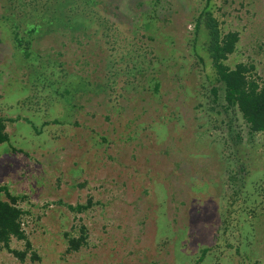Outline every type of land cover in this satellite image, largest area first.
I'll return each instance as SVG.
<instances>
[{
  "label": "rangeland",
  "instance_id": "374dc122",
  "mask_svg": "<svg viewBox=\"0 0 264 264\" xmlns=\"http://www.w3.org/2000/svg\"><path fill=\"white\" fill-rule=\"evenodd\" d=\"M206 1L161 0L169 22L158 32L143 27L138 7L149 11L153 0H133L122 21L96 1L85 36L53 19L57 0H0V117L10 120L0 186L26 196L25 229L39 256L20 262L0 246V264H196L205 247L199 264H264V133L231 140L229 117L201 106L189 38ZM212 1L225 31L240 33L228 63H253L264 81V0ZM80 19L70 23L86 25ZM144 35H158L155 56L174 48L176 59L154 62ZM167 35L176 43L162 45ZM89 198L83 213L57 204ZM82 225L88 244L70 252L64 234Z\"/></svg>",
  "mask_w": 264,
  "mask_h": 264
},
{
  "label": "trees",
  "instance_id": "16d2710c",
  "mask_svg": "<svg viewBox=\"0 0 264 264\" xmlns=\"http://www.w3.org/2000/svg\"><path fill=\"white\" fill-rule=\"evenodd\" d=\"M96 1L100 3L98 6H104L107 17L113 20L122 21L127 17L126 11L132 12L131 2L133 0H57L59 6L58 15L54 16L53 19L59 18V22L65 25L60 27L68 29V32H80L83 30L86 36L89 27L94 22L92 15H96L98 10H101L98 6V10L95 9ZM160 2L161 0H153L154 8L149 11H147L146 7H141V4L138 5L141 10L143 9V27L150 31L156 32V29L160 28L158 25L159 21L165 25L169 22L167 20L168 17L165 16L166 14L163 15V18L158 14L156 7ZM215 9L214 2L207 0L204 6L194 15L192 37L189 38V50L194 57L193 67L200 69L203 78L202 89L206 95L205 103L207 105L205 106L201 103V106L207 107L213 113L229 117V123L225 122L224 117L222 121L229 126V131H235L230 137L231 140H242L244 132L247 133L249 139H253L257 134L264 133V81L257 74L253 63L239 62L234 66L228 63L230 57L237 52L240 33L238 31H225ZM75 17L78 19L83 18L86 25L82 26L80 22L71 24L70 22ZM133 17L137 19L139 16L135 14ZM133 17L127 23L132 25L133 29L136 28L139 31V29H142V24L136 25L137 21L133 20ZM104 20L110 21L108 18H104ZM109 21L105 22L108 23ZM160 30H157V32ZM89 34L90 38H92L93 33L89 32ZM80 37L81 35L76 36L75 33L72 36V41L82 43ZM142 38L155 42V45L149 46L150 48L146 50V53H153V59L156 60L154 62L159 64L176 59L174 48H172L169 56H164L161 53H156L155 56L154 50H158L156 46V43L158 44V35L155 37L144 35ZM167 38L168 42H161L162 45L167 46L173 44L172 42L176 43L173 36L167 35ZM262 38L264 47V33ZM139 50V53L146 55L141 47ZM141 69L140 67L138 71H141ZM161 85L162 82L156 79L153 90L155 92L159 91ZM70 93L71 91L66 89V94ZM9 121L7 118L0 117V144L10 141V136L7 132ZM235 128H238V130H235ZM215 129H218V127L216 126ZM231 140L225 138V144L228 147ZM232 179L235 181L239 180L237 173L235 176L234 172ZM2 192L5 193L7 199L0 200V246L8 253L15 255L20 262H25L28 258L31 261L39 260V256L33 249L25 229V219L29 212L22 207L21 203L26 199V196L12 194L7 186H0V193ZM229 199L233 200V195ZM57 204L65 206L74 213H83L94 205L92 198L88 199L87 204L79 203L73 205L63 201H58ZM232 204L233 202L231 201L230 205L232 206ZM231 213L232 211H229L228 215ZM226 221H228L227 218ZM224 228H227V224H225ZM64 236L70 252H78L88 244V232L84 225L80 227L79 233L74 234L70 231L66 232ZM14 241H24V250L13 248L12 244ZM210 249L211 247L201 249L196 264L201 263L205 259ZM29 254L31 255L28 257Z\"/></svg>",
  "mask_w": 264,
  "mask_h": 264
}]
</instances>
